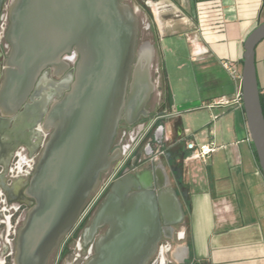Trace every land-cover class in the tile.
<instances>
[{"label":"water","instance_id":"95a60500","mask_svg":"<svg viewBox=\"0 0 264 264\" xmlns=\"http://www.w3.org/2000/svg\"><path fill=\"white\" fill-rule=\"evenodd\" d=\"M7 17L0 128L13 123L17 137L4 156L24 131L31 134L39 126L45 134L33 172L20 185L27 209L12 264H48L73 232L101 175L118 159L113 143L120 122H149L153 51L148 42L138 50L139 19L126 0H10ZM263 38L264 21L244 39L241 94L264 177V113L255 68V47ZM71 54L77 57L73 64ZM167 104L171 109L169 88ZM170 170L178 184L183 163L174 159ZM184 215L160 164L134 173L125 169L81 230L83 244H93L83 264H148L163 239L172 240ZM188 253L181 246L176 264H185Z\"/></svg>","mask_w":264,"mask_h":264},{"label":"crops","instance_id":"0c3cea01","mask_svg":"<svg viewBox=\"0 0 264 264\" xmlns=\"http://www.w3.org/2000/svg\"><path fill=\"white\" fill-rule=\"evenodd\" d=\"M145 1L135 11L144 15L146 7L150 10L139 29L138 50L148 42L153 51L155 90L147 108L154 124L132 162L139 161L137 170L160 164L185 212L173 234L175 244H167L172 249L166 252L163 245L154 263L176 264L178 249L186 242L189 264H264V177L244 110L234 105L203 106L239 89L220 62L233 60L241 70L243 42L264 21V0ZM255 68L264 113V38L255 47ZM44 136L39 126L31 134L24 131L6 159L4 153L17 136L13 123L2 126L0 176L18 150L38 156ZM191 141L197 146L213 143L214 149L204 160L189 157L186 142ZM180 154L184 158L176 157ZM174 159L183 163L178 184L170 170ZM4 180H11L12 186L16 178L6 174Z\"/></svg>","mask_w":264,"mask_h":264},{"label":"built area","instance_id":"2783aa9c","mask_svg":"<svg viewBox=\"0 0 264 264\" xmlns=\"http://www.w3.org/2000/svg\"><path fill=\"white\" fill-rule=\"evenodd\" d=\"M7 12L0 16V38L5 36V32L8 26ZM70 62L73 64L76 61V56L71 54L68 56ZM222 68L228 73L230 78L239 83V89L232 96H216L210 101L203 103V106H229L234 105L238 108H243V100L241 94V70L237 64L230 59L221 60ZM154 124V119L142 125V128L138 131L130 130L128 137L122 145V155L118 161L111 165V168L103 173L100 178L98 187L91 193L86 203L82 208V212L77 220L75 228L71 234H73L84 222H87L92 216L97 206L103 199L106 192L109 190L112 182L123 173V168L131 155L134 148L144 139L149 133ZM45 135V134H44ZM45 137V136H44ZM186 148L190 151L189 157L199 158L204 160L206 156L214 149V144H205L197 146L194 142H186ZM159 152L157 155L162 154ZM37 156H27L22 150H18L11 159L8 167L7 175L10 178H28L33 172ZM13 208V211L11 210ZM14 205H7L6 200L0 190V237L1 242L9 246L10 252H13L14 240L16 231L24 217L21 213H15ZM5 229V232L3 230ZM161 249V246H160ZM92 254L86 257L89 258Z\"/></svg>","mask_w":264,"mask_h":264},{"label":"flooded vegetation","instance_id":"af4514ba","mask_svg":"<svg viewBox=\"0 0 264 264\" xmlns=\"http://www.w3.org/2000/svg\"><path fill=\"white\" fill-rule=\"evenodd\" d=\"M10 0H5V3L3 5L1 14L4 13V11L7 12V3ZM1 16V15H0ZM9 48L7 41L5 40V36L0 38V59H3L5 56V49ZM152 100V97H151ZM150 100V102H151ZM149 102V103H150ZM140 123H137L133 126H128L124 121H121L119 124L118 129L120 128V126L122 127L121 133L123 135L122 139H119L117 141L114 140L113 143V150L117 151L118 149L120 150V152L118 153V159L120 158V156L122 155V145L124 144L126 138L128 137V134L131 130L132 127L138 125ZM118 133V131H117ZM147 136V135H146ZM146 136L144 137V139L134 148V150L132 151L131 155L129 156L127 162L125 163V166L123 168V171L125 169H128L131 173H134L136 171H138V165L140 164L139 161H134L132 162L137 149L139 148V146L143 143V141L146 139ZM116 138V137H115ZM115 160L113 164H115L117 161ZM8 170V169H7ZM4 173V177L0 178V190L6 200L7 205H12L13 203H17V208L14 210L15 213H21L22 215L25 214V211L27 209V204L25 201H23L20 197V185L25 182V180L27 178H16V180L14 181V183L12 184V186H8L10 181H5V175L7 174V171ZM11 210L13 211V208L11 207ZM90 219V218H89ZM89 220L87 221L86 225L88 224ZM104 229H101L99 232H102ZM3 232H5V229L3 230ZM73 234H70L68 236H66L62 242L61 245L58 248V252H57V257H58V261H60L61 259H64V256L67 252V247L65 246V242H67L69 240V238L72 236ZM79 246L76 245L75 248L77 250V253L75 254V261L74 264H82L83 260L90 255V252L93 251V244H87L84 245L83 244V240L81 238V233L79 235ZM163 244L165 245L167 251H170L172 249L173 244H175L172 240H167L166 238L163 239ZM172 245L170 248H168L167 244ZM186 242H183L182 245L186 246L185 244ZM81 251H84V255L81 253ZM12 256H13V252H10L9 246L5 245L1 242V237H0V264H12ZM85 256V257H84ZM191 259V253L189 251L187 258L185 259L184 263H189ZM150 264H158V263H154V261H152V263ZM165 264H169V262H165Z\"/></svg>","mask_w":264,"mask_h":264},{"label":"rangeland","instance_id":"374dc122","mask_svg":"<svg viewBox=\"0 0 264 264\" xmlns=\"http://www.w3.org/2000/svg\"><path fill=\"white\" fill-rule=\"evenodd\" d=\"M140 1L144 4L146 3L145 0H139V2L137 0H126V2H128L133 9H139V7L142 5V3H140ZM145 1V2H144ZM8 4V3H7ZM136 12V11H135ZM138 18H139V29H142L143 26V17L147 16L149 18V14H150V10L148 7L145 8L144 11V15L143 12L141 10H138L136 12ZM145 18V17H144ZM9 48L5 49V55L7 54ZM172 93V92H171ZM121 130L122 127L120 126V128L118 129V133L116 135L115 141H117L119 139V136L121 134ZM17 203L14 204V207H17ZM81 233V232H80ZM80 235V234H79ZM79 235L75 236L74 234L69 238V240L67 242H65V246L68 248L67 252L64 256V259H61L60 261H58V257H57V252L58 249H56L50 256L48 264H74L75 261V254L77 253V250L75 248L76 245L79 246ZM163 242H161V249L163 248ZM14 246V245H13ZM161 249H159V252L161 251ZM157 252V254L159 253ZM81 253L84 255V251H81ZM93 253V251H92ZM157 254H155L150 261L148 262V264L152 263V261L155 260ZM85 257V256H84ZM86 260V258L83 260V262ZM82 262V264H83ZM175 262V261H174ZM176 263V262H175ZM185 264H189V263H185Z\"/></svg>","mask_w":264,"mask_h":264},{"label":"trees","instance_id":"16d2710c","mask_svg":"<svg viewBox=\"0 0 264 264\" xmlns=\"http://www.w3.org/2000/svg\"><path fill=\"white\" fill-rule=\"evenodd\" d=\"M137 1L139 2V0H137ZM140 3H142V2L140 1ZM142 4H143V3H142ZM86 223H87V222H84V223L81 225V227L78 228L73 234H74L75 236H78V235L80 234L82 228L86 225Z\"/></svg>","mask_w":264,"mask_h":264}]
</instances>
